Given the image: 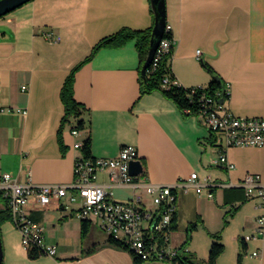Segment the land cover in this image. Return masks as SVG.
Masks as SVG:
<instances>
[{
    "label": "crops",
    "instance_id": "0c3cea01",
    "mask_svg": "<svg viewBox=\"0 0 264 264\" xmlns=\"http://www.w3.org/2000/svg\"><path fill=\"white\" fill-rule=\"evenodd\" d=\"M166 7L175 39L172 72L182 85L206 86L211 79L206 62L230 84L227 105L235 115L264 117V0H166ZM153 22L151 0H31L0 17V174L10 172L19 182L31 176L35 183H71L82 154L78 141L91 136L97 158L116 157L123 145H135L144 164L140 182L173 184L196 171L201 183L211 177L235 184L216 186L211 195L207 188L180 191L172 247L186 244L193 262L206 264L213 242L220 241L224 251L216 264H264L256 220L264 211L240 185L248 173L264 183V146H232L233 168L220 166L221 148L198 115H186L160 90L141 94L134 40L103 47L86 61L102 38ZM43 31L60 40L47 39ZM75 67L74 96L82 114L62 124L61 93ZM79 119H85V127L76 135L72 130ZM98 182L116 200L138 193L143 207H153L142 185L111 186L108 168L99 170ZM80 206L64 197L39 209L32 200V218L44 225L45 240L57 252L31 258L10 219L0 226L3 264H134L128 250L108 242L97 220L89 219L90 230L83 235V220L76 215ZM7 208L0 194V210Z\"/></svg>",
    "mask_w": 264,
    "mask_h": 264
},
{
    "label": "built area",
    "instance_id": "2783aa9c",
    "mask_svg": "<svg viewBox=\"0 0 264 264\" xmlns=\"http://www.w3.org/2000/svg\"><path fill=\"white\" fill-rule=\"evenodd\" d=\"M167 31L172 26L167 24ZM44 36L52 41H59L60 36L52 31H43ZM175 44L174 37L163 38L158 49V56L169 53ZM198 56L201 52L198 51ZM172 56L170 57L171 61ZM173 85L184 86L175 77L166 74L163 77L162 86L170 88ZM27 90V85L22 86ZM225 88L230 90V84ZM197 91L193 88L192 92ZM230 92V91H229ZM216 101L209 95L201 98V107L198 113L201 123L211 132L214 143L221 148V155L217 163L230 170L233 164L228 157V149L232 146H264V117H246L235 115L225 103ZM186 112H192L190 109ZM72 132L80 133L78 128ZM75 146L82 150L83 141H78ZM141 159L138 148L135 145H123L116 157L97 158L92 160L84 153L76 159L74 180L71 183H35L31 176L24 182L10 172L0 174V194L6 199L7 207L11 213V219L18 227L22 244L31 251L39 249L41 253L54 256L57 252L56 246L48 244L45 240L44 225L32 218L29 207L35 200L39 209L47 207L52 201L69 197L71 201H80L81 206L76 211L80 219H95L105 230L108 236L122 239L143 258L149 259L151 250L157 249L160 235H164L167 244L159 253V259L166 254L173 258L180 252V247L170 245V226L172 219L178 210V194L180 191L194 189L202 192L205 188L209 190L216 186H235L234 183H216L211 177L204 182L198 181V173L193 171L187 178L179 179L173 184H158L151 181H139V176L130 173V162ZM109 169L111 186H132L134 188L142 185L151 196L152 208L143 207L141 194L134 193L130 199L116 200L113 192L105 184L98 182L99 170ZM250 198L259 200L258 206L264 211V183L260 176L248 173L241 184ZM258 237L264 239V212L257 216ZM252 238L251 235L246 239ZM259 255V250L253 253Z\"/></svg>",
    "mask_w": 264,
    "mask_h": 264
},
{
    "label": "trees",
    "instance_id": "16d2710c",
    "mask_svg": "<svg viewBox=\"0 0 264 264\" xmlns=\"http://www.w3.org/2000/svg\"><path fill=\"white\" fill-rule=\"evenodd\" d=\"M153 27L154 22L152 26L146 29L134 30L128 27H123L116 33L102 38L94 46L92 53L90 54V56L87 57L86 61L89 60L92 56H94L97 51L103 47L118 48L125 45L128 41L134 40L140 57L139 83L140 92L142 95L151 93L155 90H160L166 98L172 99L178 105V107L186 113V115H191L199 112L201 107L200 101L203 95H209L213 97L216 101H219L220 99L224 98L225 103L227 104V101L230 98V90H227V88H225L226 82H224L220 75L206 62H203V65L211 73V79L206 86H197V91L192 92V89L195 87L173 85L170 88H165L162 86L163 77L166 74H169L171 76L174 75L172 72L170 61V57L173 54L174 45L173 49L169 53L163 54L161 56H158V53H156L155 58L151 65L148 67L146 74L142 75L141 70L143 68L144 62L148 57ZM169 37H173L172 31L166 30L163 38ZM82 63H80L79 65H81ZM76 68L77 67H75L70 73V75L67 77L62 89L61 97L65 104L66 112L62 124L68 121L70 116L79 117L82 114L81 105L74 96V72ZM187 109H190L192 112H186L185 110ZM75 127L84 128L85 119H79ZM82 152L86 157H90L92 160L96 159V157L92 156L91 136H88L83 141ZM10 219L11 213L8 208L0 210V226L5 221ZM177 221L178 217L176 213L172 219V224L169 229L170 234L173 230L177 229ZM194 227L195 225L191 224L189 226V231H191ZM89 230V219H83V235L86 236ZM108 242L111 245L128 250L134 258V264H142L146 260L159 259L160 251L167 244L166 237L163 234L160 235L158 246L156 247L157 249H152L149 259H145L140 254L130 249V247L122 239L116 238L114 236H109ZM185 246L186 244L181 245L180 252L173 258H170L166 254H164L162 259L171 260L172 264H198L196 262H193V260L191 259V254L186 251ZM95 248L96 247L89 249V252L93 251ZM223 251V243H221L220 241H214L211 246L206 264H216L218 257ZM41 254L43 253H41V251H39V249L37 248L28 251V255L31 258H37ZM239 258H241V254H239Z\"/></svg>",
    "mask_w": 264,
    "mask_h": 264
},
{
    "label": "water",
    "instance_id": "95a60500",
    "mask_svg": "<svg viewBox=\"0 0 264 264\" xmlns=\"http://www.w3.org/2000/svg\"><path fill=\"white\" fill-rule=\"evenodd\" d=\"M31 0H0V17L10 13L18 7L24 5ZM151 7L154 14V27L150 39V49L148 57L143 64L141 70L142 75H145L148 67L153 62L156 53L160 47L167 26V7L166 0H151ZM223 102V99H221ZM144 171L142 159L132 160L130 162V173L132 175H140ZM4 251L2 239L0 236V264H3Z\"/></svg>",
    "mask_w": 264,
    "mask_h": 264
},
{
    "label": "rangeland",
    "instance_id": "374dc122",
    "mask_svg": "<svg viewBox=\"0 0 264 264\" xmlns=\"http://www.w3.org/2000/svg\"><path fill=\"white\" fill-rule=\"evenodd\" d=\"M201 52V50H199Z\"/></svg>",
    "mask_w": 264,
    "mask_h": 264
},
{
    "label": "bare ground",
    "instance_id": "6f19581e",
    "mask_svg": "<svg viewBox=\"0 0 264 264\" xmlns=\"http://www.w3.org/2000/svg\"><path fill=\"white\" fill-rule=\"evenodd\" d=\"M99 225V224H98Z\"/></svg>",
    "mask_w": 264,
    "mask_h": 264
}]
</instances>
